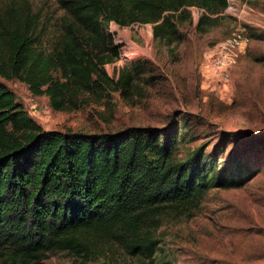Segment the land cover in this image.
Masks as SVG:
<instances>
[{"label":"trees","instance_id":"trees-1","mask_svg":"<svg viewBox=\"0 0 264 264\" xmlns=\"http://www.w3.org/2000/svg\"><path fill=\"white\" fill-rule=\"evenodd\" d=\"M55 2L62 14L48 50L32 27L38 18L30 25L28 13L13 11L0 20V78L47 95L55 109L74 102L78 91L97 94L113 84L102 67L107 53H118L108 24H152L153 38L171 45L180 42L178 24L190 17V7L201 11L199 33L219 25L227 7V0ZM129 81L121 73L116 85ZM175 150L170 136L149 127L42 130L0 80V264H38L89 240L112 243L131 258L172 264L156 260L163 215L189 216L210 189L240 186L257 172L226 178L202 148L183 159Z\"/></svg>","mask_w":264,"mask_h":264},{"label":"rangeland","instance_id":"rangeland-1","mask_svg":"<svg viewBox=\"0 0 264 264\" xmlns=\"http://www.w3.org/2000/svg\"><path fill=\"white\" fill-rule=\"evenodd\" d=\"M13 11L28 13L30 25L38 18L32 27L41 49L48 50L62 14L55 0H0V20ZM189 11L178 24L180 42L171 45L153 38L152 24H108L118 53H107L102 67L113 84L97 94L78 91L62 108H53L47 95H32L25 83L0 80L42 130L94 134L149 127L174 140L179 159L202 148L215 168H225L226 178L257 169L240 186L210 189L189 216L163 215L156 260L264 264V39L258 38L264 37V0H227L223 20L205 33L196 30L201 11ZM239 23L247 41L228 82L219 81L209 75L206 51ZM121 73L130 81L117 86ZM38 264L152 263L128 257L112 243L89 240L78 251L51 253Z\"/></svg>","mask_w":264,"mask_h":264},{"label":"built area","instance_id":"built-area-1","mask_svg":"<svg viewBox=\"0 0 264 264\" xmlns=\"http://www.w3.org/2000/svg\"><path fill=\"white\" fill-rule=\"evenodd\" d=\"M246 41V27L239 23L230 37L209 48L206 51L209 75L219 81L228 82L230 71ZM30 100L34 101L33 98Z\"/></svg>","mask_w":264,"mask_h":264}]
</instances>
